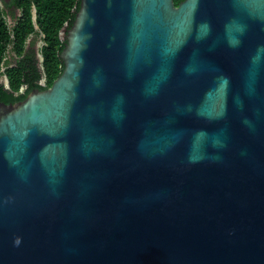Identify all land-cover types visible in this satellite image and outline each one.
I'll use <instances>...</instances> for the list:
<instances>
[{"label":"water","instance_id":"1","mask_svg":"<svg viewBox=\"0 0 264 264\" xmlns=\"http://www.w3.org/2000/svg\"><path fill=\"white\" fill-rule=\"evenodd\" d=\"M60 39L0 103V264H264V0H81Z\"/></svg>","mask_w":264,"mask_h":264},{"label":"trees","instance_id":"2","mask_svg":"<svg viewBox=\"0 0 264 264\" xmlns=\"http://www.w3.org/2000/svg\"><path fill=\"white\" fill-rule=\"evenodd\" d=\"M0 103L22 102L34 90L45 91L61 75L64 65L59 57L65 47L60 33L70 28L81 0H0ZM184 0H174L178 6ZM5 8L20 12L9 26ZM36 16V17H35ZM40 41L38 49L32 48ZM31 43L29 49L28 44ZM12 54L13 64L7 59ZM44 82V84H41Z\"/></svg>","mask_w":264,"mask_h":264},{"label":"rangeland","instance_id":"3","mask_svg":"<svg viewBox=\"0 0 264 264\" xmlns=\"http://www.w3.org/2000/svg\"><path fill=\"white\" fill-rule=\"evenodd\" d=\"M0 4L3 6V8H4V4H3V2L2 1H0ZM7 20H8V24H9V26H13L14 25V23H15V20H16V18L14 17V16H7ZM41 43H40V41H37V44L35 45V46H31V43L30 44H28V46H27V48L29 49L30 47H32V48H36V49H38L39 47H41ZM14 57L12 56V54H9L8 55V57H7V59L8 60H12ZM5 82H6V79H5V77H0V83H4L5 84Z\"/></svg>","mask_w":264,"mask_h":264},{"label":"flooded vegetation","instance_id":"4","mask_svg":"<svg viewBox=\"0 0 264 264\" xmlns=\"http://www.w3.org/2000/svg\"><path fill=\"white\" fill-rule=\"evenodd\" d=\"M3 7V6H2ZM5 12L7 14V16H14L15 18H18L20 12L16 9H12V8H5ZM28 49V48H27ZM13 56V55H12ZM14 57V56H13ZM13 64L15 63V59L13 58L12 60H10ZM6 79V78H5ZM41 84H44V82H42Z\"/></svg>","mask_w":264,"mask_h":264}]
</instances>
